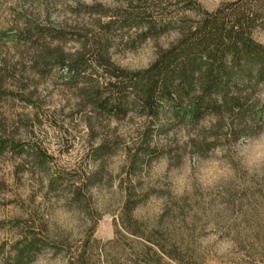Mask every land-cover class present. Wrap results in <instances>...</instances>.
I'll return each mask as SVG.
<instances>
[{
  "label": "rangeland",
  "instance_id": "rangeland-1",
  "mask_svg": "<svg viewBox=\"0 0 264 264\" xmlns=\"http://www.w3.org/2000/svg\"><path fill=\"white\" fill-rule=\"evenodd\" d=\"M194 1L214 12L238 0ZM185 5L0 0V139L17 146L0 152V264H264V168L247 164L264 116L256 123L250 115L198 123L170 113L116 118L89 100L93 83L70 82L58 62V52L72 55L84 45L96 54L105 43L115 67L143 72L179 34L140 42L144 28L122 30L121 16L148 10L178 26L184 16L198 17L180 12ZM254 38L264 45V22ZM88 72L104 82L96 65ZM262 97L264 84L251 94L255 108L264 106ZM206 162L230 175L205 186ZM26 237L50 247L16 262Z\"/></svg>",
  "mask_w": 264,
  "mask_h": 264
},
{
  "label": "trees",
  "instance_id": "trees-1",
  "mask_svg": "<svg viewBox=\"0 0 264 264\" xmlns=\"http://www.w3.org/2000/svg\"><path fill=\"white\" fill-rule=\"evenodd\" d=\"M185 6L180 12H195L198 17L193 20L184 16L178 26L169 17L156 21L153 11L148 10L135 17L121 16L118 24L122 30L144 28L140 42L170 30L179 34L143 72L129 73L115 67L106 55L105 43L96 45V54H89L84 45L72 55L58 52V62L67 66L70 82L93 83L89 100L116 118L134 111L158 120L170 113L179 121L198 123L211 116L240 120L250 115L256 123L264 116V106L255 108L250 99L253 91L264 84V45L254 38V32L264 22V0H238L214 12L203 11L194 0H186ZM110 28L107 25L106 33ZM89 55L92 62L88 61ZM95 65L106 74L101 76L104 82L95 77L99 73L88 72ZM234 138L240 137L234 133ZM7 148L16 150L17 146L0 139V152ZM31 152L45 165L38 150ZM126 208L130 209L129 202ZM47 247L49 243L26 237L16 251L15 261L34 260ZM166 254L176 259L173 253Z\"/></svg>",
  "mask_w": 264,
  "mask_h": 264
},
{
  "label": "clouds",
  "instance_id": "clouds-1",
  "mask_svg": "<svg viewBox=\"0 0 264 264\" xmlns=\"http://www.w3.org/2000/svg\"><path fill=\"white\" fill-rule=\"evenodd\" d=\"M264 99V97H262ZM207 166L203 169L201 182L205 186H212L218 183L221 179H227L230 173L220 167V163L215 165L206 162ZM247 164L252 169L264 168V132H261L253 140L247 157Z\"/></svg>",
  "mask_w": 264,
  "mask_h": 264
}]
</instances>
